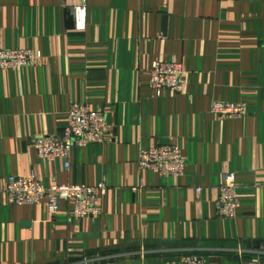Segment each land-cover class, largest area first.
<instances>
[{
	"label": "crops",
	"instance_id": "obj_1",
	"mask_svg": "<svg viewBox=\"0 0 264 264\" xmlns=\"http://www.w3.org/2000/svg\"><path fill=\"white\" fill-rule=\"evenodd\" d=\"M80 4L78 32L66 16ZM18 48L42 62L0 72V264L251 263L235 251L264 241V0H0V49ZM157 61L182 65V93L150 89ZM212 101L245 103L247 114L219 117ZM72 103L101 110L108 133L73 147L65 171L32 142L60 135ZM155 145L181 148L182 176L139 169ZM223 173L235 176L233 220L216 214ZM30 175L45 187L104 184L101 214L8 204L6 179Z\"/></svg>",
	"mask_w": 264,
	"mask_h": 264
},
{
	"label": "built area",
	"instance_id": "obj_2",
	"mask_svg": "<svg viewBox=\"0 0 264 264\" xmlns=\"http://www.w3.org/2000/svg\"><path fill=\"white\" fill-rule=\"evenodd\" d=\"M232 3L234 0H219ZM75 31H84L86 10L84 5H74L70 11ZM42 62L38 51L27 48L0 49V72L18 71L24 67L37 66ZM184 72L182 65L174 61L155 62L149 70V85L153 92L168 91L180 94L184 90ZM210 112L226 119H241L247 114V105L241 102L212 101ZM108 133L105 115L101 110H93L88 104L72 103L67 113V124L58 136H38L32 142V148L40 159L53 161L59 159L63 169L70 167V152L73 147H85L90 144H102ZM138 167L159 177H180L185 169L182 150L176 145H155L139 155ZM107 187L99 184L95 187L83 185H52L45 187L32 175L26 177L9 176L3 192L7 202L15 206H34L44 203L47 212L54 215L59 211L61 202L71 203L69 216L72 219L95 218L101 214L99 195ZM198 191V190H197ZM239 202L236 196L235 176L223 173L219 185V196L216 202V214L220 218L233 220ZM239 257L250 255V264H260L262 251H251L239 248L235 251ZM84 259L79 264H89ZM180 264H207L197 255L182 257Z\"/></svg>",
	"mask_w": 264,
	"mask_h": 264
},
{
	"label": "water",
	"instance_id": "obj_3",
	"mask_svg": "<svg viewBox=\"0 0 264 264\" xmlns=\"http://www.w3.org/2000/svg\"><path fill=\"white\" fill-rule=\"evenodd\" d=\"M67 17V24H68V28L69 29H73V18L69 15L66 16ZM177 245V243L175 242H164L163 246H175ZM243 246L247 249V250H251V251H262L264 252V241H244L243 242Z\"/></svg>",
	"mask_w": 264,
	"mask_h": 264
}]
</instances>
